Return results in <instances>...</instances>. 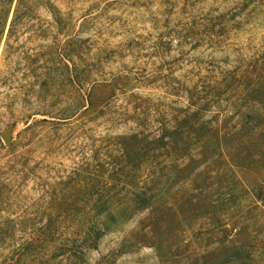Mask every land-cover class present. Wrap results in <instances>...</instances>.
I'll return each instance as SVG.
<instances>
[{
    "label": "rangeland",
    "instance_id": "obj_1",
    "mask_svg": "<svg viewBox=\"0 0 264 264\" xmlns=\"http://www.w3.org/2000/svg\"><path fill=\"white\" fill-rule=\"evenodd\" d=\"M243 1L56 0L65 21L60 39L78 40L79 56L68 64H78L83 81L67 84L57 98L45 97L46 110L37 85L47 49L38 46L52 43L56 29L40 9L37 34L46 38L21 27L10 61L3 60L11 12L0 43V76L7 75L0 85V264L24 239L42 232L61 201L81 198L79 186L68 181L83 157L108 149L114 158L122 143L129 151L126 135L138 128L136 113H144L151 131L177 113L173 108L190 103L196 104L191 110L199 106L205 118H216L185 161L183 176L172 181L166 202L155 200L148 212L111 224L78 264H264V102L253 98L240 74L246 61L264 52V0L239 12ZM234 9L241 24L227 39L192 48L195 39H205L204 27L196 29L193 20ZM197 31L191 43L179 45V34ZM39 51L30 59L20 56ZM234 77H242L241 84ZM253 84L264 90V80ZM90 90L104 104L100 116L84 112ZM151 166L144 163L138 171L147 185ZM136 185L129 193L139 191L141 182Z\"/></svg>",
    "mask_w": 264,
    "mask_h": 264
},
{
    "label": "trees",
    "instance_id": "obj_2",
    "mask_svg": "<svg viewBox=\"0 0 264 264\" xmlns=\"http://www.w3.org/2000/svg\"><path fill=\"white\" fill-rule=\"evenodd\" d=\"M55 1L0 0V43L12 12L2 54L3 60L9 58L11 46L18 38L16 32L21 27L33 30L37 38H46V35L40 32L42 31L40 9L43 8L50 14L51 21L48 24L56 29L52 43L46 46L42 43L38 46L40 49L43 47L47 49L44 55L46 61L40 67L44 77L37 85L39 88L37 92L42 93L39 95V106L43 107L41 110H46L45 97L57 98L61 95L58 94L59 90L67 84L79 85L83 81L81 75L83 73L78 70V64L73 60L71 67L68 64L71 56H79L78 40L73 36L65 41L60 39L59 31L65 21L59 16L60 11ZM255 1L244 0L239 12ZM216 12L218 14L200 17L196 22L193 20L192 25L196 29L204 27L202 33L205 39H195L192 48L202 44L218 46L219 42L228 38L231 30L240 26L241 21L236 18L240 13L236 9L232 12L221 13L218 10ZM38 30L40 31L37 34ZM182 30L185 29L182 28ZM199 34V31L192 32L191 35L179 34V45L191 43L190 38ZM39 53L40 51L35 54L24 52L20 53V56L30 59L32 55H42ZM7 64L9 70L11 62ZM242 70L240 74L243 79L249 81L250 91L256 94L253 98L257 96L256 101L264 102V90L256 88L253 84L264 80V52L246 61ZM6 76H0V85L5 83ZM242 77L234 78L237 83H240ZM101 84L104 87H114L113 81H104ZM30 88L35 90V84L30 85ZM185 90L190 93V96L193 95L189 88L185 87ZM86 100L89 105L84 111L86 114L95 112L99 116L103 114L104 104L98 99H93L91 90L87 93ZM190 100H192L191 97ZM24 102L31 105L28 99ZM192 106L196 104L190 103L187 108H173L177 113L172 114L169 121H161L160 125L156 129L152 128L151 131H147V123L141 117L144 113L141 112V115L136 113L132 118L136 121L138 128L130 135H126L130 140L129 151H127V145L122 143L124 145L122 154L115 155L114 158L112 154L114 150L108 149L104 154H100V151L96 149L91 157H83L79 167L73 171L68 181V184L75 183L74 185L79 186L81 198L75 197L73 201H61L57 207H54V217L41 226L42 232L24 239L10 255L3 259L1 264H62L67 259H71L73 264L82 263L86 253L98 247L100 237L109 231L111 224L119 219L130 221L135 214L148 212L155 200L165 203L172 181L183 176L182 171L188 167L185 161L190 158L193 147L209 133L213 119L216 118V116L205 118L201 107L198 106L193 111ZM246 116L253 117L251 114ZM169 158L172 160L169 161ZM107 159L110 160L107 161ZM147 162L153 165L146 176L151 179L149 185L145 183V179L141 180V176H138L139 169ZM138 182H141L139 191L129 193L128 187H136ZM52 195L57 197L55 193ZM112 208H115V211ZM169 209H172V206ZM3 240L4 236L0 235V248ZM129 247H134V243L130 242ZM159 247L160 243L154 245L155 249Z\"/></svg>",
    "mask_w": 264,
    "mask_h": 264
},
{
    "label": "water",
    "instance_id": "obj_3",
    "mask_svg": "<svg viewBox=\"0 0 264 264\" xmlns=\"http://www.w3.org/2000/svg\"><path fill=\"white\" fill-rule=\"evenodd\" d=\"M2 138L5 141V143H8V137H7V135L5 133L2 134Z\"/></svg>",
    "mask_w": 264,
    "mask_h": 264
}]
</instances>
